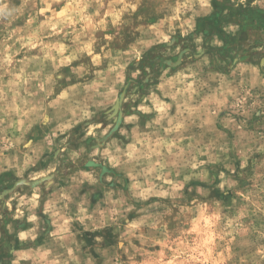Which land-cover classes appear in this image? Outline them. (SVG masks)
Segmentation results:
<instances>
[{
	"label": "clouds",
	"instance_id": "1",
	"mask_svg": "<svg viewBox=\"0 0 264 264\" xmlns=\"http://www.w3.org/2000/svg\"><path fill=\"white\" fill-rule=\"evenodd\" d=\"M141 2L0 0V67L4 68V74H0V174L11 171L15 177H24L28 173L29 179L36 182L30 196L16 192L9 200L0 202V208L7 207L11 212L12 201H16L13 219H26L30 224L18 231L17 236L22 243L31 242V246L18 252L14 250L15 259L11 264H21V261L26 264H137L132 256L141 249H135L131 239L129 247L135 251L129 254L128 248H124L122 254L129 255L125 262L119 251L102 246L104 235H96L95 244L88 245L84 233L103 232L113 226L119 231L129 213H147V208L137 209L136 205L150 197H170L175 202L183 197L181 190L190 181L210 183V166H219L216 167L220 180L217 188L223 190L226 184L233 188L236 181L226 175V171L237 172L233 150L239 158V168L244 170L248 166L253 148L247 146L242 126L229 129L238 137L230 148L228 132L216 129L210 118L216 117L223 107H231L233 112L243 107L251 95L244 80L231 88L217 89L222 98L209 111L202 109L204 100L189 106L206 87L193 67L171 78L165 71L159 82L144 94L135 88L136 78H142L139 69L131 72L127 81L124 76L133 60L141 61L146 48L154 43L170 44L177 28L183 37L193 33L194 18L212 12L211 0H162L156 11L163 12V17L155 23L135 26L133 31L141 33V38L126 51L113 55L108 42L119 34L122 26L132 24L131 17ZM233 3L248 6V0H233ZM252 3L264 8V0H252ZM136 20L144 21V16H137ZM18 21L23 23L17 24ZM110 27L116 31L109 32ZM237 30L238 25L234 24L224 28L233 34ZM98 32L103 33L105 43H100ZM193 41L200 51L203 35L194 36ZM211 43L223 47L219 38H213ZM32 49L38 50L35 55L17 59L21 51ZM85 56L90 58L87 63L82 59ZM73 61L82 62L73 66ZM208 63L205 57L197 67ZM61 68H69L72 73L66 77L65 86H58L55 80ZM4 75L8 76L7 80ZM228 96L233 97L231 105ZM114 108L124 112L119 125L108 118ZM45 114L47 127H39ZM29 137L30 146L21 148ZM260 141L255 150L264 152V136ZM113 171L123 172L131 183L124 185L118 179L119 188L103 186L101 177L111 185ZM49 175L54 180L51 191L42 190L40 178ZM125 188L130 197L125 195ZM260 191L264 192V188ZM98 192H103V196H98ZM188 192H193L191 186ZM195 192L199 197L208 196V190L203 187H196ZM237 195L247 202L244 204L247 211L241 210L231 218L214 212L204 220L206 239L194 241L196 247L188 243L190 233L197 231L195 228L182 232V240H170L167 226L149 214L128 221L124 227L129 236L141 241V248L161 244L162 249H169L170 258L165 260L163 251L155 253L158 260L154 264H188L201 257L207 259L201 249L208 245L220 246V241L224 242L225 253L221 259L231 260L233 255H238L237 264H261L264 243L253 241L254 250L244 255L234 254L228 247L240 234L241 217L252 212L260 213L264 219V200L253 199V192L239 191ZM204 206L196 198L182 212L198 213ZM38 213L47 217L51 230L42 226L45 221ZM214 225H219L218 230L213 231ZM143 226L159 232L162 238L137 235L134 230ZM261 227L264 228V223ZM8 230H13L11 224ZM42 233V241H38ZM259 238L264 240V231L259 232Z\"/></svg>",
	"mask_w": 264,
	"mask_h": 264
},
{
	"label": "rangeland",
	"instance_id": "2",
	"mask_svg": "<svg viewBox=\"0 0 264 264\" xmlns=\"http://www.w3.org/2000/svg\"><path fill=\"white\" fill-rule=\"evenodd\" d=\"M161 3L162 0H142L137 12L131 17L132 24L122 26L119 34L111 42H108V48L112 50L113 55L126 51L129 45L141 38V33L133 31L135 26L139 23L146 25L155 23L163 17V12L158 13L156 11ZM211 4V13L208 15L201 14L194 18L196 26L193 33H190L188 37H183L180 35V29L177 28L170 44L154 43L146 48L142 53L141 61L137 63L133 60L125 69L124 76L127 81L130 79L131 72L139 69L142 78H136L135 88L144 94L154 83L159 82L160 76L165 71L168 77L171 78L185 69L193 67L197 72L198 79L206 84V87L203 88L200 95L189 106L193 107L204 100L205 103L202 105V109L209 111L215 108L216 101L222 98L217 89H228L238 84L240 80H244L246 86L251 89V95L245 100L243 107L235 112L232 111L231 107H223L216 117L210 118L213 119V126L216 129L228 132L227 139L230 141V148L232 147V142H235L238 137L235 132L229 131V129L242 126V130L246 133L247 146L252 147L253 152L248 157L247 168L241 170L239 168V158L235 157V150H233L232 156L234 157V166L237 168V172L229 174L225 170L226 175L236 181L233 188H229L227 184L223 190L217 188L216 185L220 183V180L216 167L219 166H210V183H204L197 179L190 181L181 190L183 197L175 202L170 197H150L148 201L136 205L137 209L147 208V213L140 211L129 213L126 220L121 222L119 231H115V226H113V228L105 229L103 232L84 233L83 238L88 245L95 244L96 235H104L102 246L119 251L121 260L125 262L129 260L128 254H122L126 247L129 254L133 253L135 249H141L140 252L132 256V260L137 262V264L141 261H146L147 264H154L158 260V257L154 254L161 251L164 252L165 260L170 258L169 249H162L161 244L144 245L141 248V241L136 236H129L126 233L124 225L128 221L136 220L149 214L153 219H159L161 224L167 226L170 240L177 241L184 239L181 235L182 232L195 228L197 231L190 233L188 243L192 247H196L194 241L206 239V236H203L204 228L202 226L204 225V220L211 217L214 212L219 211L222 217L227 215L231 218L234 215H239L241 210L247 211L244 208V204L247 202L242 201L238 197L237 193L239 191L253 192V199L258 202L264 200V192L260 191L261 188H264V152L255 150L260 145V137L264 136V8H261L259 4L253 6L252 0H248L247 7L244 5L237 6L233 3V0H211ZM140 15L144 16V21L136 20V17ZM187 15H190V13H187ZM125 18L128 17L126 16ZM16 23L22 24L23 21ZM229 24L238 25V30L235 34L224 31V28ZM108 31L115 32L116 29L110 27ZM201 34L203 35V42L200 51H197L193 37ZM97 35L101 37L100 43H105L102 39L103 33L98 32ZM144 38L148 39L149 37ZM213 38L222 40L223 47L214 46L211 43ZM0 39H2V33H0ZM177 48H180L181 51L177 52ZM96 50L99 51V44ZM37 51V49H32L30 52L27 50L21 51L17 59H25L35 55ZM205 57H207L209 63L197 67ZM82 59L85 63L90 61V58L86 56ZM81 62L73 61V66H77ZM106 64L107 61H105ZM0 74H4L3 67H0ZM70 75L72 73L69 68H61L55 74L58 86H65L68 83L66 77ZM3 78L7 80L8 76L4 75ZM71 82H75V77H73ZM128 91L131 93L133 88L130 87ZM227 99L229 105L234 103L232 96H228ZM123 107L122 103L121 108ZM175 110V106H173L172 112L174 113ZM123 114L124 112L121 109L114 108L108 118L114 120L116 125H119ZM225 124L228 125V128L224 127ZM39 127H47V114H45V119ZM128 127L131 129V126ZM28 139L31 138H27L25 144L20 146L21 148L28 145ZM91 142L90 140L89 143ZM221 170L224 169L221 167ZM112 175L113 182L111 185H107V182L101 177L103 186L119 188L121 185L117 183L118 179L122 180L124 185L131 183L123 172L113 171ZM53 183L54 180L51 175L48 178H40L42 190L48 189L51 191ZM190 186L193 188L192 193L188 192V187ZM34 187H36V182L29 179L28 173L24 177H15L11 171L0 174V202L9 200L11 195L16 192H19L22 196H30ZM196 187L207 189L208 196L199 197V194L195 192ZM124 191L125 195L130 197L128 189L125 188ZM97 195L102 197L103 192H98ZM196 198H199L205 206L198 213L182 212V208L186 205L190 206L191 201ZM95 199L94 197L93 203H95ZM233 201H236L235 205ZM130 202H132L131 199ZM174 203L175 207L173 206ZM148 205L154 206L147 207ZM15 209L16 201H12L11 212L7 207L0 208V264H11V261L15 259L14 250L18 252L31 246V242L22 243L17 236L18 231L30 227V224H28L26 219H13L12 213L15 212ZM168 209H171V213L168 212ZM38 214L45 221L42 226L51 230L47 217H44L43 213ZM201 216L204 219H199ZM223 222L222 220L220 223L222 224ZM262 223H264V219L261 218L260 213L249 212V215L241 217L238 223L240 234L237 235V240L233 245L228 246L231 248L232 253L239 255L251 253L254 250L253 241L264 243V240L259 238V232L264 231V228L261 227ZM9 224L12 225L13 230L11 232L8 230ZM218 227L219 225H214L213 231L218 230ZM134 231L137 232V235L143 234L145 237L155 236V238H162L159 232L147 226ZM43 235L44 233L38 236V241H42ZM129 239H131L135 249L129 247ZM223 244L224 242L220 241V246L213 247L208 245L207 248L201 249L208 257L207 259L201 257L199 260L188 261V264H237L238 255H233L231 260L221 259L225 254ZM145 253L148 255H145ZM93 254L95 255V252ZM21 264H26V262L21 261ZM261 264H264V262H261Z\"/></svg>",
	"mask_w": 264,
	"mask_h": 264
}]
</instances>
